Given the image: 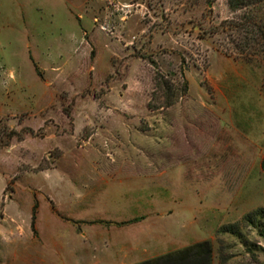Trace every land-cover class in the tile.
Masks as SVG:
<instances>
[{"label": "rangeland", "instance_id": "obj_1", "mask_svg": "<svg viewBox=\"0 0 264 264\" xmlns=\"http://www.w3.org/2000/svg\"><path fill=\"white\" fill-rule=\"evenodd\" d=\"M244 11L0 0V264L187 259L203 242L210 264H264V59L225 24Z\"/></svg>", "mask_w": 264, "mask_h": 264}, {"label": "trees", "instance_id": "obj_2", "mask_svg": "<svg viewBox=\"0 0 264 264\" xmlns=\"http://www.w3.org/2000/svg\"><path fill=\"white\" fill-rule=\"evenodd\" d=\"M227 3L232 11L247 10L237 20H231L225 23L227 24V28L235 31L241 37V40H243L242 45L238 48V52L249 62L254 55L264 59V0H227ZM223 31L218 30V32ZM184 87L187 89V84ZM172 104L173 102L171 100L166 102L167 107ZM261 168L264 171V157L261 161ZM250 216V214L247 215L249 217L247 221L253 225L256 218ZM139 219L141 218H134L132 221H138ZM233 227L232 225L228 226L223 228L222 231L234 233L235 230H232ZM32 230L34 233L36 232L34 221L32 222ZM193 247H205L204 255L186 259L181 255V252H178L167 254L154 260L144 261L140 264H210L208 243L203 242Z\"/></svg>", "mask_w": 264, "mask_h": 264}, {"label": "crops", "instance_id": "obj_3", "mask_svg": "<svg viewBox=\"0 0 264 264\" xmlns=\"http://www.w3.org/2000/svg\"><path fill=\"white\" fill-rule=\"evenodd\" d=\"M4 1H6V0H4Z\"/></svg>", "mask_w": 264, "mask_h": 264}]
</instances>
